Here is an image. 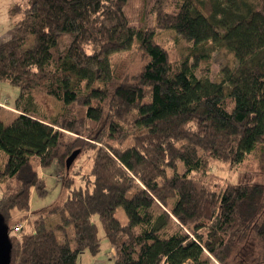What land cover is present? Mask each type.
I'll use <instances>...</instances> for the list:
<instances>
[{"label":"trees","instance_id":"obj_1","mask_svg":"<svg viewBox=\"0 0 264 264\" xmlns=\"http://www.w3.org/2000/svg\"><path fill=\"white\" fill-rule=\"evenodd\" d=\"M29 4L11 8L20 19L0 44V82L20 90L18 113L9 124L0 121V215L10 228V264L96 256L94 217L115 264H264V185L223 183L211 171L240 165L258 149L264 161V0ZM147 9L154 25L139 27ZM158 31L187 42L193 62H173ZM134 47L145 62L128 78L113 57ZM221 47L233 52L236 66L225 68L220 82L208 69L199 76V64ZM36 91L61 101L62 112L39 115ZM75 151L77 159L91 151L94 159L83 185L71 175L64 180L68 196L51 210L59 224L15 219V210L30 209L33 193L47 194L39 168L57 162L67 169ZM68 230L73 247L58 236Z\"/></svg>","mask_w":264,"mask_h":264},{"label":"rangeland","instance_id":"obj_2","mask_svg":"<svg viewBox=\"0 0 264 264\" xmlns=\"http://www.w3.org/2000/svg\"><path fill=\"white\" fill-rule=\"evenodd\" d=\"M153 0H148L149 7ZM14 5H20L23 8L28 7L29 0H0V25H5V29H0V44L11 38L16 31V23L20 17L11 15V7ZM149 9L146 10L145 22L138 24L139 27L153 26L154 18L148 14ZM1 28V27H0ZM156 40L161 43L167 51L170 53V58L175 63H182L183 60L189 59L190 63L193 62L191 56V49L187 42L178 40V35L173 31H158L156 33ZM3 50H0V53ZM144 58L134 47L131 52L118 54L113 57V65L119 69L124 76L132 78L135 76L144 64ZM237 61L232 51L226 48H219L215 51L210 61L201 62L196 69V73L202 76L206 69L209 70V78L214 82H220L222 80L223 70L227 67L236 66ZM20 95L18 87L11 85L8 82H0V103H5L11 109H5L0 107V121L4 124H9L15 117L13 108H15L16 100ZM35 103L37 104V112L41 116L48 118L57 117L63 110V104L61 101L41 92L36 91L34 94ZM132 110V109H131ZM130 110H127L119 118V121L124 122V118L128 115ZM127 127V125H125ZM94 159V152H87L81 155L74 163V166L70 172L67 169L60 166L57 162L53 163L48 168H39V173L45 180L47 194L44 197H39L36 193L32 194L30 209L28 211L13 212L15 219L21 216H28L29 220H35L40 216L46 217L48 225H57L60 222V217L56 213H51V210L62 202L68 196V189L64 187V180L71 175L75 179V186H81L84 184V177L90 171L92 162ZM211 171L216 173L222 178L223 183H236L239 180L250 181L252 183H259L264 185V161L260 150L253 151L247 156L245 161L233 167L214 164L211 166ZM2 198V190L0 189V199ZM116 217L122 222L126 223L127 218L122 209L116 212ZM94 222L99 229V237L101 240L100 252L94 256L88 251L82 253L78 259L77 264H115L114 262V247L107 240L103 228L98 220V217H94ZM19 224H22L24 228L28 226V220H25ZM17 224V225H19ZM16 225V226H17ZM16 226L14 228H16ZM61 241H68L71 246H74V239L71 230L65 233L58 234ZM255 242V241H254ZM257 250V244L255 249Z\"/></svg>","mask_w":264,"mask_h":264},{"label":"water","instance_id":"obj_3","mask_svg":"<svg viewBox=\"0 0 264 264\" xmlns=\"http://www.w3.org/2000/svg\"><path fill=\"white\" fill-rule=\"evenodd\" d=\"M80 151H75L66 161V168L69 170ZM12 244L10 241V228L5 222V219L0 215V264L11 263Z\"/></svg>","mask_w":264,"mask_h":264},{"label":"crops","instance_id":"obj_4","mask_svg":"<svg viewBox=\"0 0 264 264\" xmlns=\"http://www.w3.org/2000/svg\"><path fill=\"white\" fill-rule=\"evenodd\" d=\"M12 7H13V6H12ZM12 7H11V8H12ZM0 27H1V28H0L1 30H4V29H5V25H3V26L0 25ZM7 40H8V39H7ZM2 105H4L5 109H11V107H9L8 105H6L5 103H0V107H3ZM15 112H16V111H15V109L13 108V113H15Z\"/></svg>","mask_w":264,"mask_h":264},{"label":"built area","instance_id":"obj_5","mask_svg":"<svg viewBox=\"0 0 264 264\" xmlns=\"http://www.w3.org/2000/svg\"><path fill=\"white\" fill-rule=\"evenodd\" d=\"M4 107V105H2ZM24 228V226L22 224H19L16 226V228H14V231L16 233H19L22 229Z\"/></svg>","mask_w":264,"mask_h":264}]
</instances>
